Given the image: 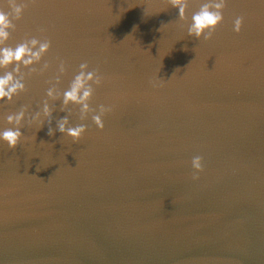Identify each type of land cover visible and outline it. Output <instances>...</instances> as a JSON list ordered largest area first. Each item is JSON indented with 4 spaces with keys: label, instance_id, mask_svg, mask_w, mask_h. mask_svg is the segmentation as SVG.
I'll return each instance as SVG.
<instances>
[{
    "label": "water",
    "instance_id": "water-1",
    "mask_svg": "<svg viewBox=\"0 0 264 264\" xmlns=\"http://www.w3.org/2000/svg\"><path fill=\"white\" fill-rule=\"evenodd\" d=\"M203 2L184 19L168 0L27 4L6 43L49 39V67L21 68L24 90L0 102V130L24 112L16 146L0 144V264H264V4L228 0L205 41L187 34ZM57 58L58 91L81 62L105 78L88 102L112 105L102 131L44 96Z\"/></svg>",
    "mask_w": 264,
    "mask_h": 264
},
{
    "label": "clouds",
    "instance_id": "clouds-1",
    "mask_svg": "<svg viewBox=\"0 0 264 264\" xmlns=\"http://www.w3.org/2000/svg\"><path fill=\"white\" fill-rule=\"evenodd\" d=\"M29 2L31 0H0V102L11 101L13 96L24 90L23 79L20 76L21 68L29 69L31 72L34 70V65H41V71L47 70L49 67L47 61L41 63L49 52L51 46L49 39L32 36L20 40L15 46L6 43L11 32L15 30L14 22L21 19ZM168 3L176 8L177 16L184 19L188 0H168ZM227 3L228 0H205L201 3L199 8L191 13L187 34L196 39L203 37L205 41L211 39L217 26L224 20V9ZM259 3L264 4V0H259ZM243 23L244 17L236 15L231 21L232 33L238 35L241 32ZM9 67L11 68L10 71L8 70ZM65 73V61L57 58L53 84L45 89L44 96L49 99L60 98L62 107L69 104L79 106L81 115L90 113L91 123L98 131H102L104 129L103 117L111 113L112 105L101 103L97 105L95 110H92L89 108L88 102L92 98L95 89L102 86L105 78L98 73L97 69H90L87 62H81L61 92L56 89L55 85L60 84ZM49 111L47 101H42L40 112L44 116H48ZM39 114L34 115L32 119L36 120ZM23 118V111L4 118L5 123L13 126L0 130V144H7L9 148L16 146L21 137L19 125ZM67 124V117L62 118L58 122L57 131L69 136L74 143L79 141L86 132V126L78 124L66 127ZM188 164L190 167L189 178L192 181H197L199 175L204 171L202 156L193 155Z\"/></svg>",
    "mask_w": 264,
    "mask_h": 264
}]
</instances>
